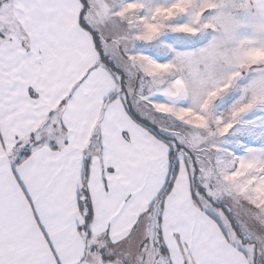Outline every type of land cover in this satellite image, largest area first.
Wrapping results in <instances>:
<instances>
[{"label": "snow or ice", "instance_id": "1", "mask_svg": "<svg viewBox=\"0 0 264 264\" xmlns=\"http://www.w3.org/2000/svg\"><path fill=\"white\" fill-rule=\"evenodd\" d=\"M0 264H264V0H0Z\"/></svg>", "mask_w": 264, "mask_h": 264}]
</instances>
